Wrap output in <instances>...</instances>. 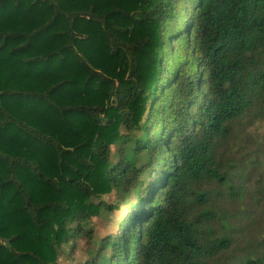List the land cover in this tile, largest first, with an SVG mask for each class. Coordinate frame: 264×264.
Here are the masks:
<instances>
[{
	"label": "trees",
	"instance_id": "1",
	"mask_svg": "<svg viewBox=\"0 0 264 264\" xmlns=\"http://www.w3.org/2000/svg\"><path fill=\"white\" fill-rule=\"evenodd\" d=\"M260 125L264 0H0V264H264Z\"/></svg>",
	"mask_w": 264,
	"mask_h": 264
},
{
	"label": "rangeland",
	"instance_id": "2",
	"mask_svg": "<svg viewBox=\"0 0 264 264\" xmlns=\"http://www.w3.org/2000/svg\"><path fill=\"white\" fill-rule=\"evenodd\" d=\"M253 131L255 132V134H260V135L264 134V126L261 125L257 126V128H254ZM249 147L251 146L249 145L248 148ZM260 179L261 177L259 178V180ZM253 187L255 188V186ZM118 197L119 195H117L116 193H112L106 196V199L109 200L110 202L117 203L119 201ZM254 201L255 200L252 199V196L249 193L244 195L243 203H245L246 206L250 207L251 205H253ZM124 214H125V210H120L117 213L104 212L102 215L94 217L89 223V227H88V228H93L96 233L94 244H97L102 237L110 233H115L118 230L117 226H119V220ZM252 228L254 227H250L249 230H252ZM256 229L259 232L262 230L258 226H256ZM255 234L258 235L259 233L255 232ZM77 245H78V252L74 257L67 255L60 256L61 257L60 260L63 264H77L78 261L84 259L86 248L89 247L88 240L85 237H80L78 239ZM64 248L66 253L69 254L71 248L70 244L64 246Z\"/></svg>",
	"mask_w": 264,
	"mask_h": 264
}]
</instances>
